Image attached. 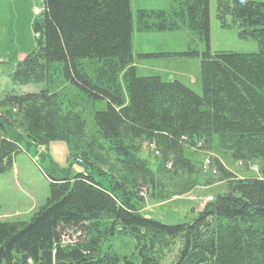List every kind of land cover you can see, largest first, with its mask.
<instances>
[{
  "label": "trees",
  "instance_id": "1",
  "mask_svg": "<svg viewBox=\"0 0 264 264\" xmlns=\"http://www.w3.org/2000/svg\"><path fill=\"white\" fill-rule=\"evenodd\" d=\"M41 14L31 25L36 47L11 74L13 86L29 90L1 101L23 133L0 115V174L22 145L53 142L65 143L69 166L83 171L54 165L44 173L49 195L30 220L0 221V264H162L170 253V264H264V2L216 0L220 27L256 41L253 53L209 52L208 0L141 9L135 24L130 0H44ZM134 26L187 29L205 44L203 53L140 55L199 58L201 95L176 80L137 76ZM99 100L103 111H95ZM145 145L159 154L154 166L140 155ZM210 152L254 165L257 175L239 179L212 158L218 176L210 179L224 182L225 192L213 193L189 223L165 225L139 213L138 182L150 191L169 184L179 194L209 185L201 165ZM99 153L119 175L101 170ZM125 239L132 246L121 254L115 244L124 248Z\"/></svg>",
  "mask_w": 264,
  "mask_h": 264
},
{
  "label": "rangeland",
  "instance_id": "2",
  "mask_svg": "<svg viewBox=\"0 0 264 264\" xmlns=\"http://www.w3.org/2000/svg\"><path fill=\"white\" fill-rule=\"evenodd\" d=\"M264 2V0H259ZM44 8V0H0V115H5L16 124L17 130L23 133V123L10 106L1 105V101L8 95L19 94L29 88L13 86L11 74L17 62L36 47L35 35L32 31V23L42 14H34L33 8ZM170 0H130V9L133 22L136 21V12L141 9L169 10ZM209 10V52L253 53L259 46L251 39H240L237 28H221L216 19V0H208ZM227 22L231 19L228 17ZM189 49H195L199 53L206 50L205 44L196 39V36L187 29L166 32H137L134 26L132 34L133 63L136 74L140 77L158 76L163 81L176 80L186 85L193 93L201 95L200 86V59L186 56L167 57H143L144 54H178ZM105 101L95 102V111L105 109ZM87 129L92 132L94 123L91 118H86ZM67 146L63 142L50 143L46 148L31 145H22L21 152L15 156L13 167L9 172L0 174V221L27 222L41 207L49 195V180L44 173L49 174L55 165L56 170H69L76 174L83 171L78 164L67 161ZM141 157L145 158L151 166L156 162L152 154L158 159L159 154L152 147L145 145L140 150ZM99 165L101 170L119 175V168L113 159ZM216 160L220 165L230 171L235 177L256 176L254 165L247 169L238 162L227 163L219 155L210 152L204 154L201 171L204 181L210 180L209 185H201L185 194L174 193V190L165 186H155L153 189L144 184H137L136 191L142 199L139 213L147 218L159 221L165 225L189 223L199 210L205 205V199L213 193L225 192L224 182L213 183L210 179L217 178V168L212 163ZM210 160V166L205 168V161ZM211 176V177H208ZM202 181V182H204ZM163 182L161 184H165ZM173 191V192H172ZM151 193V194H150ZM128 245L124 248L119 243L115 249L119 253H128L132 241L125 239ZM123 250H121V248ZM173 253L168 254L162 264H170Z\"/></svg>",
  "mask_w": 264,
  "mask_h": 264
},
{
  "label": "built area",
  "instance_id": "3",
  "mask_svg": "<svg viewBox=\"0 0 264 264\" xmlns=\"http://www.w3.org/2000/svg\"><path fill=\"white\" fill-rule=\"evenodd\" d=\"M33 12L35 13V14H38L39 12H40V10L38 9V8H34L33 9ZM211 164H210V160L208 161V160H206L205 161V168H207L208 166H210ZM210 201H212V198L211 197H207L206 199H205V202H210Z\"/></svg>",
  "mask_w": 264,
  "mask_h": 264
},
{
  "label": "crops",
  "instance_id": "4",
  "mask_svg": "<svg viewBox=\"0 0 264 264\" xmlns=\"http://www.w3.org/2000/svg\"><path fill=\"white\" fill-rule=\"evenodd\" d=\"M162 10V9H161Z\"/></svg>",
  "mask_w": 264,
  "mask_h": 264
}]
</instances>
